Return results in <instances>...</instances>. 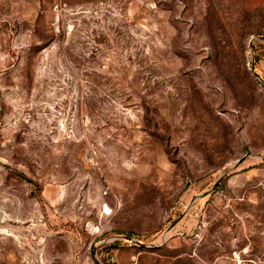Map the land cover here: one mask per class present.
Segmentation results:
<instances>
[{
	"label": "rangeland",
	"instance_id": "1",
	"mask_svg": "<svg viewBox=\"0 0 264 264\" xmlns=\"http://www.w3.org/2000/svg\"><path fill=\"white\" fill-rule=\"evenodd\" d=\"M0 264H264V0H0Z\"/></svg>",
	"mask_w": 264,
	"mask_h": 264
}]
</instances>
